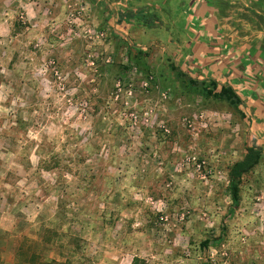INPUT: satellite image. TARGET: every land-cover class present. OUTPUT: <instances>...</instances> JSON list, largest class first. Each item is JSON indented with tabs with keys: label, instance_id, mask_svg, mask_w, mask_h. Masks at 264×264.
Listing matches in <instances>:
<instances>
[{
	"label": "rangeland",
	"instance_id": "obj_1",
	"mask_svg": "<svg viewBox=\"0 0 264 264\" xmlns=\"http://www.w3.org/2000/svg\"><path fill=\"white\" fill-rule=\"evenodd\" d=\"M125 3L0 0V264H264V158L228 193L250 112Z\"/></svg>",
	"mask_w": 264,
	"mask_h": 264
},
{
	"label": "crops",
	"instance_id": "obj_2",
	"mask_svg": "<svg viewBox=\"0 0 264 264\" xmlns=\"http://www.w3.org/2000/svg\"><path fill=\"white\" fill-rule=\"evenodd\" d=\"M126 2L124 6L136 5L134 11L142 8L154 11L163 20L171 47L191 48L185 52L183 68L186 65L197 68V73L214 71L215 79L222 78V83L236 87L245 101L246 118L250 117L249 112L251 114L256 144H264V0ZM128 18L132 19L125 16L123 24ZM228 20L230 26H239L238 31L230 30L229 34ZM227 36L235 37L229 39ZM254 127L263 130L259 131L260 137L255 136Z\"/></svg>",
	"mask_w": 264,
	"mask_h": 264
},
{
	"label": "trees",
	"instance_id": "obj_3",
	"mask_svg": "<svg viewBox=\"0 0 264 264\" xmlns=\"http://www.w3.org/2000/svg\"><path fill=\"white\" fill-rule=\"evenodd\" d=\"M125 16L136 17V19L145 26H155V22L159 20L156 13L152 11H146L144 8L138 11H131ZM122 20V19H121ZM138 54L134 56L136 65H141L140 59H142L143 52L138 49ZM171 68L175 71L176 75L184 83L185 81L194 86V89H199L203 94L208 97H215L217 99L226 101L231 106L235 107L241 117L245 118L247 115L243 109L245 101L239 91L232 84L220 83L216 79H210L209 83L206 80H200L193 77L187 70L176 62L171 63ZM200 86H202L200 88ZM264 158V151L259 145H247L246 153L244 156L232 163L229 167L228 176V193L231 196L233 203L238 206L241 201V184L243 177L251 172ZM211 240H206L203 244L208 246Z\"/></svg>",
	"mask_w": 264,
	"mask_h": 264
}]
</instances>
